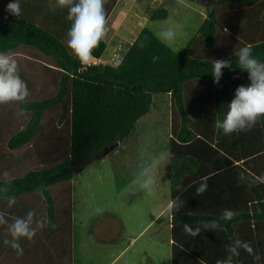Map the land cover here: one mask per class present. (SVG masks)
Masks as SVG:
<instances>
[{"label":"trees","instance_id":"trees-1","mask_svg":"<svg viewBox=\"0 0 264 264\" xmlns=\"http://www.w3.org/2000/svg\"><path fill=\"white\" fill-rule=\"evenodd\" d=\"M195 1L205 5L206 17L183 50H174L144 25L117 64L85 66L59 29L67 9H58L55 19L23 13L17 18L6 11L11 0H0V53L16 59L31 93L24 102L0 104V187H9L0 192V213L11 223L34 211L45 222L31 241L21 239L18 261L16 251L3 243L10 239L7 226H0V264H71L73 177L125 139L149 112L153 95L163 93L170 95L169 149L179 184L172 197L184 202L171 214L173 264H216L237 238L262 259L256 262L240 249L234 264H264V116L251 130L231 135L214 126L235 89L250 83L234 51L250 45L254 57L264 61V0ZM167 14L166 7H158L149 18ZM106 47L103 39L93 58ZM230 55L233 70L224 69L217 85L212 61ZM203 177L207 191L197 196ZM7 197L15 198L12 207ZM225 209L236 217L221 220ZM213 220L216 229H202L194 238L184 231V224L196 228Z\"/></svg>","mask_w":264,"mask_h":264},{"label":"rangeland","instance_id":"rangeland-1","mask_svg":"<svg viewBox=\"0 0 264 264\" xmlns=\"http://www.w3.org/2000/svg\"><path fill=\"white\" fill-rule=\"evenodd\" d=\"M48 3L49 0H21L22 13L38 19L46 15L57 18ZM106 3L109 10L104 39L108 47L100 59H92L90 63L117 64L143 25L160 39L163 31L173 29V41L161 40L174 50H183L206 17L205 5L195 0H106ZM163 6L168 10L165 18H149L152 10ZM61 18L64 24L59 29L66 37L71 25L67 10L61 13ZM171 124L170 95L154 94L149 112L138 119L131 133L75 174L71 264H136V260L137 264H169L170 248L166 235L163 236L166 230H160L167 212H162L158 219L153 217L168 202L175 187V160L170 158L169 149ZM161 153L167 154L166 159L156 160ZM145 172L156 179L151 195L138 191L137 182L145 178ZM151 219V225L130 241ZM113 221L120 228V236L117 231L111 232ZM153 231L157 235H152ZM14 257L18 261L16 252ZM11 258L10 262L14 260ZM17 261L15 264H19Z\"/></svg>","mask_w":264,"mask_h":264},{"label":"clouds","instance_id":"clouds-1","mask_svg":"<svg viewBox=\"0 0 264 264\" xmlns=\"http://www.w3.org/2000/svg\"><path fill=\"white\" fill-rule=\"evenodd\" d=\"M106 0H49L48 8L55 13L57 9H67V20L71 22L67 32V47L77 57L81 65H90L93 58L94 49L99 47L100 42L106 36V25L108 23L105 10ZM6 11L19 18L22 13L21 0H11L7 4ZM161 39L171 42L175 39V32L168 28L161 33ZM142 47L144 45H141ZM236 58V64L241 71L248 73V85H239L234 92V98L227 104V112L223 119L215 120V128L222 130L225 135L234 132L251 130L257 123L259 117L264 116V61L258 60L253 55L250 45H246L232 54ZM98 59V58H97ZM95 59V60H97ZM158 57H153L155 63ZM97 63V62H95ZM232 71V56L227 59H214L212 61L213 82L219 85L223 75V70ZM236 78V77H234ZM27 83L19 74L18 63L13 56L0 53V104L9 102H24L30 95ZM23 111V109H22ZM167 154L161 153L156 160L166 159ZM5 176L8 174L5 173ZM144 179L138 181V191L145 195H151L153 186L156 183L155 177L147 172ZM11 184V180L7 181ZM9 187H0V192L7 193ZM207 191V177L202 178V182L196 189V195H202ZM8 206L12 207L16 201L14 197H7ZM179 197L170 200L167 205V212L171 214L173 210L183 207ZM237 213L225 209L220 216L221 220L231 221ZM7 226L10 239H4L3 243L14 249L18 256L23 255L21 239L27 238L31 241L37 233V229L43 228L45 222L36 218L34 211H28L24 217H16L11 223L0 213V226ZM219 226L218 221L213 220L204 223L203 226L191 227L184 224V231L191 237L201 234L202 229L214 230ZM240 249L251 255L256 262H260L262 256L256 252L251 244L239 238L233 240L227 246V257L217 260L216 264H234V257L238 258Z\"/></svg>","mask_w":264,"mask_h":264},{"label":"crops","instance_id":"crops-1","mask_svg":"<svg viewBox=\"0 0 264 264\" xmlns=\"http://www.w3.org/2000/svg\"><path fill=\"white\" fill-rule=\"evenodd\" d=\"M147 24V23H146ZM144 26V25H143ZM142 26V27H143ZM141 27V28H142ZM134 39V38H133ZM133 39H132V41H133ZM105 40V39H104ZM107 47H108V44H107ZM106 47V48H107ZM100 59V58H99ZM179 185V184H178ZM178 185H175V187L176 186H178ZM174 199V197H172V192H170V197H169V199H168V202L170 201V200H173ZM168 202L164 205V207L163 208H161V210L159 211V212H157V216H155V217H153V219H158V218H160V216H161V214H162V212H167V205H168ZM172 214V213H171ZM171 214H169L168 212H167V217H166V222H165V224L164 225H162L161 227H160V230H163V228L166 230V234H164L163 236H165L166 235V243H167V246L170 248V260H169V264H173V258H172V242H173V239H174V236H175V233L173 232V229H172V218H171ZM153 219H151L149 222H147V224L146 225H144L143 226V228L141 229V230H138V233L137 234H135V236L130 240V241H133L134 239H136V237L137 236H139L140 235V233L144 230V229H146L148 226H150L151 225V222H152V220ZM111 224V223H110ZM118 227V225L116 224V226L114 225V221H113V231H111L112 233L114 232V234L116 233V231H117V233H118V236H120V234H119V231H118V229H120V228H117ZM108 231H110V230H108ZM121 232H122V230H121ZM163 233V232H162ZM161 233V231H160V234H162ZM123 235V234H122ZM121 235V236H122ZM152 235H157L156 233H155V231H153V233H152ZM160 237H161V235H160ZM124 249L125 248H123L122 249V251L121 252H119V253H117V256L118 255H120L123 251H124ZM116 258V257H115ZM114 258V259H115ZM113 259V260H114ZM151 263H152V261L151 260H149ZM138 263V261L136 260V264ZM133 264V263H132Z\"/></svg>","mask_w":264,"mask_h":264},{"label":"water","instance_id":"water-1","mask_svg":"<svg viewBox=\"0 0 264 264\" xmlns=\"http://www.w3.org/2000/svg\"><path fill=\"white\" fill-rule=\"evenodd\" d=\"M111 148H113V146H111ZM108 150L109 149L102 151L99 156H104L108 152Z\"/></svg>","mask_w":264,"mask_h":264}]
</instances>
